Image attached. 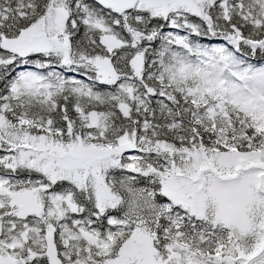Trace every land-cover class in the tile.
<instances>
[{
  "label": "snow or ice",
  "instance_id": "6c2138e0",
  "mask_svg": "<svg viewBox=\"0 0 264 264\" xmlns=\"http://www.w3.org/2000/svg\"><path fill=\"white\" fill-rule=\"evenodd\" d=\"M0 264H264V0H0Z\"/></svg>",
  "mask_w": 264,
  "mask_h": 264
}]
</instances>
